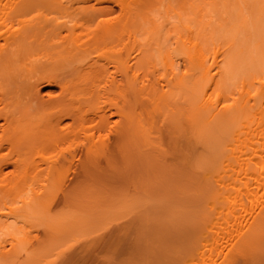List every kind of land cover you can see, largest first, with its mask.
<instances>
[{
  "label": "bare ground",
  "instance_id": "obj_1",
  "mask_svg": "<svg viewBox=\"0 0 264 264\" xmlns=\"http://www.w3.org/2000/svg\"><path fill=\"white\" fill-rule=\"evenodd\" d=\"M173 1L0 0L1 264H20L24 219L57 193L154 176L160 196L170 180L205 206L190 232L182 218L185 254L162 262L230 246L216 264H264V0H182L187 15Z\"/></svg>",
  "mask_w": 264,
  "mask_h": 264
},
{
  "label": "rangeland",
  "instance_id": "obj_2",
  "mask_svg": "<svg viewBox=\"0 0 264 264\" xmlns=\"http://www.w3.org/2000/svg\"><path fill=\"white\" fill-rule=\"evenodd\" d=\"M180 1L181 2L176 1L177 2L176 4H178V2H179V4H178L179 6L180 5L183 6V4L185 2H187L186 0H184L185 1L184 3L182 2V0H180ZM188 1L191 2L192 0L191 1L188 0ZM173 2L175 3V1H173ZM158 4L159 3H157V5ZM185 4H184L185 6H183V7L180 6V8H181V10H183V8H184V10L181 12H184V14L186 13V15H187L189 12L188 8H190V7H189L188 3H185ZM154 5L151 8L154 9V10L152 9L153 11H156L155 9H156L157 5H155V6ZM159 5H161V4H159ZM176 7H177V9L179 8L177 5H176ZM163 8L164 7L162 6V9ZM157 9H158V12L162 11L159 8H157ZM185 10H188V12H186ZM179 11H180V9H179ZM158 12H156V17L159 19L160 16L158 15ZM152 13H154V12H152ZM168 14H169V12H168ZM165 16L169 17V15L167 16V13H166L165 15H163L162 19H164ZM171 16H172V13L170 14V17ZM166 19H168V18H166ZM176 19H172V20H174V22H175ZM160 20H161V17H160ZM160 20H157V21L160 22ZM167 21L169 22V25L171 27L172 23L170 24V21L166 20V22ZM169 25H168V27H169ZM52 90H53V88L49 87V86H42L41 87V93H46V92L52 91ZM197 133H198V128H197ZM197 136H198V134H197ZM197 143H198L197 144V160H198L201 157V155L203 158L204 157L203 155L205 153L201 148V143H199V142H197ZM198 145H200V146H198ZM201 152H203V154H201ZM199 165L197 164V167H198L197 171L201 172ZM111 175L112 174L110 173V176ZM155 177L156 176H154V178ZM148 178H149L148 180H147V178L143 180V182H142L143 185L141 186V188L137 187L136 191L134 190L132 185H130V184L126 185L127 181L126 182L123 181V183L120 182V181H122V179L120 180L119 177L115 181L116 182H117V180H120V181H118V183L114 184L115 186L114 185L111 186V182L109 181L110 184L108 182L107 185L109 184L110 186L107 187V185H105L106 186V188H105V186L103 185V190L105 188V190H106L105 195L107 196V198L106 197H104V198L107 200H103L104 198L102 197V196H104L103 193L105 190L104 191L101 190L102 193L99 194L100 188H97L99 184L97 186L95 185L97 188L95 190L93 189L94 188L93 186H92L93 188H90V189H87L85 187L84 190H86L87 196H86V194H84V197H83L82 196L83 194H81V195L79 194L81 198L79 196L77 198L76 195H74L76 197V199H78L79 201L75 200V197L73 196L74 199H70V200L67 199V202H68L67 203L65 198L63 199L64 195L61 196L60 193H57L58 194V195L56 194L57 198L52 197V199L54 198L53 201L51 200L50 202H48V204L46 203V205H45L46 207L42 206L44 209H42V207H41L42 213L39 210L36 215H34V216L28 215L24 219V220H26L27 224L25 223L26 228H23V230L24 229L26 230V232L24 231L25 232L24 238L25 237L26 238L23 240V241H25L24 242L25 245L23 248L25 251H23L24 253L22 252L23 253L22 259L27 258V256H29V255L31 256V253L33 250L34 254L32 253V255H33L34 260L31 259L32 262L29 260L25 261L26 259L22 260L21 259L22 256H21L20 257L21 261H18V262L20 264L21 263L27 264L28 262H29V264L30 263H33V264H161L162 260L164 262H166V260H168V259L170 260V257L172 259V258H175V257L177 258V257L184 255L185 254L184 247L188 246V244H189V241H186L184 239L185 236L187 235L185 230L190 232V229L188 230L189 226L194 222V220H197V218H198L197 214L198 213L200 214L199 211L201 210V207L205 208V206L204 205L201 206L200 204H199L200 206L197 205L196 201H194V200H187L186 199V200H182V203L178 202L181 200H178V199H177L178 201L175 200L174 196H173V192H172V190H174V189H172L174 187V183L171 184L170 180H167L168 183L166 184L167 181L165 180V184H164V180H163V185L169 186V189H170V185H171V189L168 192H170L172 196L170 195L171 198L169 201V200H167L166 197H164V196H166V195H164L165 194L164 191L161 193V194H163V193L164 194L160 196V192H161L160 190H159V193L157 194V192L155 190L153 191L150 188L151 186H152V188H154L156 185L161 184L160 183L161 181L160 180L154 181L155 180L154 178H153V181H151L152 178L151 179H150V177H148ZM159 178H161V177H159ZM112 179L113 178H111V181H112ZM105 180H107V179L104 178V181ZM149 180H150L151 184L149 183ZM113 183H115V182L113 181ZM130 186H132V187H130ZM144 186H145V188L143 189ZM159 186H161V185H159ZM181 186H183V185H181ZM88 187H90V186H88ZM107 188H109V189H107ZM124 188H126V189H124ZM158 188H157V191H158ZM197 188H199L198 185H197ZM165 189L163 188V190H165ZM108 190H109V192H108ZM94 191H95V193H94ZM153 192H155V194H157V195H155V197H154ZM186 192L188 195V191H186ZM193 192L196 193L197 190L193 191ZM193 192L191 190L190 194ZM82 193H85V192L83 191ZM108 194L110 196H108ZM58 198L60 200H63V201L59 202L60 200H58ZM136 198H137V200H136ZM165 198H166V200H165ZM134 199L136 201H134ZM168 199H169V197H168ZM90 201H91V203H90ZM150 201H152L151 202L152 204L150 203ZM81 202H82V204H81ZM102 202H104V203H102ZM185 202L188 203L189 205L185 204ZM190 202H193V205L196 204L197 206L196 205L191 206ZM157 203H158V206H157ZM115 204H117V205H115ZM121 205L123 206V210H122ZM119 206H121V211L119 210L120 209ZM198 206L200 208H198ZM128 207H129V210H128ZM96 208L99 209L100 212H97L99 210H97ZM110 209L112 210L113 215H112V212L110 211ZM105 211L106 212L108 211L109 214L111 212V215L107 216L108 218H106V212ZM82 212H84V215ZM43 213H44V215H42ZM97 213H99L101 217L102 216L105 217V219H103L99 216L102 221L99 220ZM77 214H79V215H77ZM109 214H107V215H109ZM199 214H198V216H199ZM42 216L44 218H42ZM45 216L47 217V219L45 218ZM117 216H118V218H117ZM58 217L61 220H59ZM87 218H89V219H87ZM182 218L185 220V222L188 221L187 222L188 226L185 224H182V223H184ZM33 219L35 221H33ZM49 219L51 220L52 223H50ZM64 219H66V222L64 221ZM90 219H92V221ZM95 219H98L99 222H96L97 220H95ZM44 220H46V221H44ZM84 220H85V222H84ZM87 220H88V222H87ZM65 225H67V227H65ZM76 225H78L79 228H77ZM184 225L187 227V228H185V230H184V227H185ZM37 226H39V227H37ZM53 227H55V228L53 229ZM57 227L59 229H57ZM69 227L72 230L69 229ZM81 227L84 229H81ZM180 227H182V229ZM189 232H187V233L189 234ZM61 235H63V236H61ZM165 236L168 237L169 238L168 241L169 240L170 241L168 242L169 244L164 243L166 245H164L162 243V245H163L162 246L160 243V240L165 239L166 238ZM172 236H174V238H172ZM172 239H173V245H171ZM175 239L177 240V242ZM27 241H28V244H27ZM47 243H53L54 246L51 244H49V246H48V245H46ZM155 243L157 244L156 246L154 245ZM175 243L177 246L175 245ZM179 243H180V245H179ZM44 245L48 248L45 249L46 247ZM180 247L182 249H180ZM261 248H264V247H261ZM154 249L156 251H154ZM28 250L30 251V253ZM233 250H234L233 247L226 246L219 253H215V254L210 253V254H213V255H210L209 252L205 249L204 252L206 253L205 254L206 257H208V255H210L211 257H208L207 258L208 260L206 261V263H203V264H216L215 261H216L217 257L223 256L224 253L232 254ZM169 251H171V252H169ZM35 252H37L38 257L35 256V254H36ZM63 257H66V258H63ZM159 257L161 260L159 259ZM29 259H30V257H29ZM157 259H158V261L160 260L161 262L160 261L158 262ZM164 262H162V263L166 264ZM178 263L181 264V262H178ZM6 264H8V263H6Z\"/></svg>",
  "mask_w": 264,
  "mask_h": 264
}]
</instances>
